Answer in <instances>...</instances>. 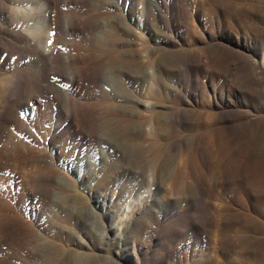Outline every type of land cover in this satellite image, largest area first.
<instances>
[{"label":"rangeland","instance_id":"obj_1","mask_svg":"<svg viewBox=\"0 0 264 264\" xmlns=\"http://www.w3.org/2000/svg\"><path fill=\"white\" fill-rule=\"evenodd\" d=\"M263 3L0 0V264H75L90 233L71 216L96 206L97 193L123 206L90 216L103 225H124L131 201L141 207L127 245H145L139 264H232L211 257L212 245H252L251 224L264 227V126L253 118L263 117L264 97L249 61L264 54ZM237 41L234 53L219 49ZM121 93L169 108L155 136L118 103ZM224 99L233 110L215 106ZM121 146L136 153V175L118 185ZM232 213L246 223L230 224Z\"/></svg>","mask_w":264,"mask_h":264},{"label":"bare ground","instance_id":"obj_2","mask_svg":"<svg viewBox=\"0 0 264 264\" xmlns=\"http://www.w3.org/2000/svg\"><path fill=\"white\" fill-rule=\"evenodd\" d=\"M149 1V0H148ZM264 1V0H263ZM166 2V1H165ZM110 4V3H109ZM112 4V3H111ZM110 4V6H111ZM164 4V3H163ZM264 4V3H263ZM142 5V4H141ZM108 6V5H107ZM152 6V5H151ZM157 6V5H156ZM258 7V6H257ZM112 8V7H111ZM126 8V7H125ZM159 8V7H158ZM138 9V8H137ZM150 10V9H149ZM158 11V10H157ZM168 11V10H167ZM142 12V10L140 11ZM153 12V11H152ZM155 12V11H154ZM158 13V12H157ZM261 13V12H260ZM112 14V13H111ZM127 20H132L133 19V14L129 11H127ZM150 14V13H149ZM167 14V13H166ZM107 15V14H106ZM116 15V14H115ZM121 15V14H120ZM140 15V14H139ZM154 15V14H153ZM161 15V14H160ZM263 15V14H262ZM123 16V15H122ZM121 17V16H120ZM141 17V16H140ZM139 17V18H140ZM144 17V15H143ZM156 17V16H154ZM123 19H125L123 17ZM137 19V18H136ZM147 19V18H146ZM167 19V18H166ZM113 20V19H112ZM121 20V19H120ZM140 20V19H139ZM143 20V19H142ZM145 20V19H144ZM109 21V20H108ZM155 21V20H153ZM126 22V21H125ZM140 22V21H139ZM264 22V21H263ZM102 23V22H101ZM127 23V22H126ZM147 23V22H146ZM149 23V22H148ZM104 24V23H103ZM165 24V23H164ZM122 25V23H121ZM112 26V25H110ZM116 26V25H114ZM127 25H125L124 27H126ZM130 26V25H128ZM131 27V26H130ZM151 27V26H150ZM159 27V26H158ZM166 27V26H165ZM140 28V27H139ZM134 29V28H133ZM151 32L153 30V28H150ZM2 30V29H1ZM34 30V29H33ZM135 30V29H134ZM144 31L149 32V30L143 28ZM6 31V30H5ZM2 31V32H5ZM112 31V30H111ZM132 31V30H131ZM137 31V30H136ZM157 31V30H156ZM128 32V30H127ZM8 33V32H7ZM131 33V32H130ZM135 33V31H134ZM138 33V32H137ZM155 33V32H154ZM35 34V33H34ZM138 34H141L140 32ZM134 35V34H133ZM144 35L141 36V39H143ZM159 39V38H158ZM168 39V38H166ZM140 41V40H139ZM143 41V40H142ZM147 41V40H144ZM233 47L229 48V47H223V48H219L220 50H222L223 52L226 51L228 53H234V51H236V48H241L243 47L241 41H237V42H233ZM249 44V43H248ZM157 46V45H156ZM158 47V46H157ZM262 47V46H261ZM154 50V49H152ZM153 53V52H152ZM239 53V52H238ZM244 54V53H243ZM253 54V53H252ZM227 56V55H226ZM240 56V55H239ZM146 57V56H145ZM234 57V56H233ZM248 57V55H247ZM237 58V57H236ZM147 59V58H146ZM156 60V58H154ZM235 58H233L234 60ZM251 58L250 65H251V73L250 74V82L254 83L256 85V88L259 87L260 92L262 93L263 97H264V54L260 57V58H255L253 59ZM126 60V59H125ZM158 60V59H157ZM245 60V59H244ZM247 60V59H246ZM151 61V60H150ZM128 62V61H127ZM134 62V61H132ZM146 62V61H145ZM144 61L141 63H145ZM215 62V61H214ZM159 63V61H158ZM196 63V62H195ZM153 64V62H152ZM155 64V63H154ZM176 64V63H175ZM192 64V63H190ZM137 65V64H136ZM147 65V64H146ZM159 65V64H158ZM198 65V64H197ZM194 65V66H197ZM144 66V65H143ZM142 66V67H143ZM149 66V63H148ZM178 66V65H177ZM199 66V65H198ZM152 67V66H151ZM164 67V66H163ZM149 68V67H148ZM153 68V67H152ZM145 69V68H144ZM151 69V68H150ZM160 69V68H159ZM149 70V69H148ZM147 72L150 71H154V70H149ZM231 70V68H230ZM158 72L160 70H157ZM156 71V72H157ZM113 72V71H112ZM118 72V71H117ZM121 72V71H120ZM119 72V73H120ZM156 72H153L154 74ZM244 73V72H243ZM248 73V71H247ZM151 73H149L150 75ZM151 74V78L153 79ZM233 74V73H232ZM140 75V74H139ZM147 75V74H146ZM181 75V74H180ZM97 76V75H96ZM125 76V75H124ZM230 76V75H229ZM140 77V76H137ZM146 77V76H145ZM249 77V76H248ZM150 78V79H151ZM180 78V77H179ZM122 79V78H121ZM151 79V81H152ZM245 79V78H244ZM128 80H130V76L128 77ZM146 80V79H145ZM122 81V80H121ZM134 81V80H133ZM163 81V80H162ZM249 81V80H248ZM89 82V81H88ZM123 82V81H122ZM125 82V81H124ZM123 82V83H124ZM132 82V81H131ZM153 82V81H152ZM103 83V82H102ZM145 83V82H144ZM142 82V84H144ZM149 83V82H148ZM164 83V81H163ZM176 83V82H175ZM121 84V83H120ZM141 84V82H140ZM153 84V83H152ZM151 84V86H152ZM244 84V82H243ZM79 85V84H78ZM125 85V84H124ZM159 85V84H158ZM170 85V84H169ZM128 86V85H127ZM130 86V85H129ZM166 86V85H165ZM245 86V84H244ZM81 87V86H80ZM93 87V86H92ZM126 87V86H125ZM156 87V86H154ZM172 87V86H171ZM252 87V86H251ZM153 88V87H152ZM169 88V87H168ZM142 89V88H141ZM182 89V88H181ZM113 90V89H111ZM129 90V89H128ZM149 90V88H148ZM154 90V88H153ZM168 90V89H167ZM166 88L163 85L162 88V94L165 96L166 95ZM186 90V89H185ZM247 90V89H246ZM258 90V88L256 89ZM110 91V90H109ZM117 91V90H116ZM140 91V90H139ZM143 91V90H142ZM171 91V90H170ZM119 92V91H118ZM172 92V91H171ZM176 92V91H175ZM130 93V92H129ZM155 93V92H154ZM122 94V93H121ZM158 94V93H157ZM178 94V93H177ZM123 95V94H122ZM156 95V94H155ZM257 95V94H256ZM111 96V95H110ZM128 96V95H127ZM126 95L124 96H120L119 94L116 95V99L118 101V103L124 107V108H131L132 110H134L133 112L138 113V115H140V119L142 118V121L145 123L146 127H144L143 131H144V135H146L147 137L149 136H155L157 130L154 128V126H158V124H160V122H162V118L158 115V113H161V110H167L169 109L168 107H166L165 105H155V101L153 102L154 104H152L151 102H143L140 99H135V98H130L127 97ZM132 96V95H131ZM137 97V96H135ZM239 97V96H238ZM250 97V96H249ZM138 98V97H137ZM230 98V97H229ZM241 98V97H240ZM143 99V97L141 98ZM158 99V98H157ZM162 99V98H161ZM243 99V98H242ZM258 99V98H257ZM261 99V98H260ZM169 100V99H168ZM215 100V99H214ZM228 100H221L219 102V104H216L215 102V106L217 107H224L230 110H233V103L231 101ZM259 100V99H258ZM170 101V100H169ZM157 103V102H156ZM162 103V102H161ZM164 104V103H163ZM169 105V103H168ZM89 108V107H88ZM236 108V107H235ZM261 108V107H260ZM90 109V108H89ZM130 109V110H131ZM122 110V109H121ZM253 110V109H252ZM125 111V109H124ZM254 111V110H253ZM86 112V111H85ZM131 112V111H130ZM145 112V114H144ZM238 112V111H237ZM156 114V115H153ZM258 113V112H257ZM256 113V114H257ZM125 114V113H123ZM148 114V115H147ZM150 114V116H149ZM212 114V113H211ZM247 114H250L249 112ZM136 115V117L138 116ZM147 115V118L144 119V116ZM222 115V114H221ZM246 115V113H245ZM254 115V114H253ZM78 116V115H77ZM86 116V115H85ZM126 116V115H125ZM124 116V117H125ZM178 116V114H177ZM223 116V115H222ZM1 117V116H0ZM129 117V116H128ZM207 117V116H206ZM138 118V117H137ZM136 118V119H137ZM166 118V117H164ZM253 118H258L260 119L259 123L263 124L264 126V115L262 116H255ZM5 119V117H4ZM87 119V118H86ZM126 119V117H125ZM177 119V118H176ZM207 119H210V116H208ZM224 120H226L225 117H223ZM252 119V117H251ZM3 120V119H2ZM138 120V119H137ZM164 120V119H163ZM206 120V119H205ZM136 121V120H135ZM141 121V120H140ZM168 121V118H167ZM166 121V122H167ZM208 121V120H207ZM257 121V120H256ZM75 122V121H74ZM133 122V121H132ZM137 122V121H136ZM164 122V121H163ZM170 122V121H169ZM174 122V121H173ZM181 122V121H180ZM127 123V122H126ZM171 123V122H170ZM178 123V122H177ZM78 124V123H77ZM162 124V123H161ZM166 124V123H165ZM168 124V123H167ZM17 125V124H16ZM128 125H130L128 123ZM126 125V126H128ZM170 125V124H169ZM168 125V126H169ZM256 125V124H255ZM39 126V125H38ZM166 126V125H165ZM174 126V124H173ZM129 127V126H128ZM127 127V128H128ZM167 127V126H166ZM258 127V126H257ZM18 128V127H17ZM138 128V127H136ZM124 129V128H123ZM166 129V128H165ZM20 130V129H19ZM125 130V129H124ZM127 130V129H126ZM156 130V131H155ZM238 130V129H237ZM127 132V131H126ZM124 132H122L123 134ZM136 132H134L135 134ZM133 134V133H132ZM141 134V133H139ZM158 134V133H157ZM166 134V132H165ZM121 135V134H120ZM128 135V134H127ZM138 135V133H137ZM143 135V136H144ZM119 136V135H118ZM129 136V135H128ZM140 136V135H139ZM145 136V137H146ZM163 136V134H162ZM161 136V137H162ZM166 136V135H164ZM224 136V135H223ZM63 137V136H62ZM146 137V138H147ZM157 137V136H156ZM209 137V141H211L212 143H216L218 140H216V138L212 135H208ZM133 138V137H132ZM57 139V138H56ZM125 140V138H123ZM145 139V138H144ZM149 139H152L151 137ZM162 139V138H161ZM123 140V141H124ZM132 140V139H131ZM130 140V141H131ZM121 141V140H120ZM122 141V142H123ZM129 141V142H130ZM133 141V140H132ZM122 142H120L122 144ZM149 142V141H148ZM153 142V141H152ZM67 143V142H66ZM124 143V142H123ZM141 143V142H140ZM156 143V142H155ZM160 143V142H159ZM162 143V142H161ZM160 143V145H161ZM118 144V143H117ZM131 144V143H130ZM147 144V143H144ZM150 144V143H149ZM114 147L115 144H112ZM111 145V146H112ZM124 145V144H123ZM153 145V144H152ZM157 145V144H156ZM225 150H227L228 148V143L225 142ZM128 146V145H127ZM163 146V145H162ZM122 147V146H121ZM132 147V146H131ZM153 147V146H152ZM128 148V147H127ZM125 146H123L121 148L118 158V165L116 167V169L118 170V178L116 177L113 181L115 183H117L119 185V183H121V181H130L132 180L135 175H136V170L134 168L135 166V162L137 161V157H136V153H133L132 151L128 150ZM134 149V148H133ZM137 149V148H136ZM158 149V148H157ZM132 150V149H131ZM154 150V148H153ZM159 150V149H158ZM134 151V150H133ZM156 151V150H154ZM158 152V151H157ZM139 154V153H137ZM142 154V153H141ZM162 154V152L160 153ZM167 154V153H166ZM235 154V153H234ZM156 155V154H154ZM140 156V154H139ZM138 156V157H139ZM162 156V155H161ZM228 157H231V154L228 153L227 154ZM157 159V158H156ZM141 160V157H140ZM139 160V161H140ZM165 160V158H164ZM157 159V163H158ZM163 162V161H162ZM165 162V161H164ZM155 163V162H154ZM156 163V164H157ZM150 165V164H149ZM163 165V164H162ZM166 165V163H165ZM164 165V166H165ZM157 168V165H154ZM153 166V167H154ZM136 167V166H135ZM166 167V166H165ZM240 169L238 170V173L241 175L243 174L241 172V167L242 164L239 165ZM147 168V167H146ZM160 168V167H159ZM154 169V168H153ZM138 170V169H137ZM156 170V169H155ZM154 170V172H155ZM153 172V171H152ZM103 173V172H102ZM150 174H152L149 171ZM155 174V173H154ZM153 175V177L155 178V176ZM147 176V173H146ZM149 176V175H148ZM147 176V177H148ZM152 177V178H153ZM161 177V175H160ZM104 179H108L109 176L105 175L103 177ZM152 178H147V182L151 181L150 179ZM159 178V177H158ZM110 179V178H109ZM154 180V179H153ZM111 182V180H110ZM155 182V180H154ZM126 184V183H125ZM152 184V183H151ZM150 184V185H151ZM102 185V184H101ZM113 185V184H112ZM123 185V184H122ZM149 185V187H150ZM113 187V186H112ZM162 184L160 185L159 189H162ZM167 187V186H166ZM165 187V188H166ZM242 188V187H241ZM115 189V188H114ZM142 189V188H141ZM147 189V188H146ZM151 189V188H150ZM111 190V189H110ZM244 190V189H243ZM117 191V190H116ZM147 191V190H146ZM149 191V190H148ZM164 191V190H163ZM114 193H116L115 191H113ZM133 192V191H132ZM165 192V191H164ZM101 193V192H100ZM150 194V192H148ZM245 193V192H244ZM124 194V193H123ZM137 194V193H136ZM148 194V196H149ZM115 195V194H114ZM242 194H240L241 196ZM244 195V194H243ZM242 195V196H243ZM106 194L104 193L102 194H98L97 193V205L94 207H91L90 209H86V208H81L79 210V213L76 216H71L76 220V226L81 229L82 231H87L90 233V236L88 237V240L86 243L81 244L80 250L81 252H78L79 254L76 255L75 259H73L70 263H75V264H139V260L136 257V252L137 251L140 255L146 253V247L145 245L141 244V243H134L132 242V251H129V249L127 248V245L130 242V237H131V233H132V229L133 226L135 225V223L144 218V213H142L141 207L138 204H133V202L131 201L130 203H127L125 205V215L123 217H126V221L123 223H119L117 225V227L111 226V222L107 225H103L102 223H100L101 221H97V220H92L90 218L91 215L97 216L99 217V219L101 218L99 214L101 213H112L113 215H115V213L118 210H122L123 206L121 207L119 204L113 203L111 200L107 203V199H106ZM130 196V195H129ZM164 196V195H163ZM132 197V196H131ZM150 197V196H149ZM238 197V196H237ZM140 197H138L137 199H139ZM166 198V197H165ZM247 199V198H246ZM246 199L243 197H240L241 202L244 205L246 204ZM148 200V199H147ZM123 201V200H122ZM134 201V200H133ZM144 201V200H143ZM238 201V200H237ZM136 202V201H135ZM158 202V201H157ZM163 202V201H162ZM139 203V200H138ZM241 203V204H242ZM148 204V202H147ZM144 206V205H143ZM147 206V205H146ZM164 206V205H163ZM247 207V206H246ZM164 209V208H163ZM148 214H154V211H152L151 209H147ZM146 211V212H147ZM228 211V210H227ZM120 212V211H119ZM118 212V213H119ZM156 212V211H155ZM248 213V212H247ZM155 215V214H154ZM231 215L229 217V222L230 224H238L239 223H246L245 218L240 217V216H236L234 215V213L229 214ZM160 216V215H159ZM151 218V217H150ZM149 219V218H148ZM147 220V219H146ZM157 220V219H156ZM159 222V221H158ZM250 223V222H249ZM248 223V224H249ZM150 226V225H149ZM232 226V225H231ZM251 226H254L255 229V233L252 234V245L251 246H242L240 247L239 250L238 246H237V242L234 240L233 237L226 239L225 241H217L214 245H212L211 247V254L216 259V261H220V258H226V257H231L232 258V264H260L264 262L263 258H260V254L262 253V248H261V243L264 241V227L261 226L259 224V222H253V224H251ZM218 227V226H217ZM233 227V226H232ZM220 229V228H219ZM155 230V229H154ZM153 232V231H152ZM135 233V232H134ZM152 235V234H151ZM71 240L73 239H78V237L75 235L70 236ZM251 237V236H250ZM137 238V237H136ZM241 238V237H240ZM244 238V237H243ZM246 240V238H244ZM243 239V240H244ZM134 240V239H133ZM140 240V239H139ZM248 240V239H247ZM251 243V242H250ZM130 247V246H129ZM150 247V246H149ZM150 249V248H149ZM109 252V254L111 255V257L106 256V253ZM169 253V252H168ZM168 255V254H167ZM170 256V255H169ZM208 256V255H207ZM158 258V257H157ZM156 258V259H157ZM219 258V259H218ZM148 259V258H147ZM149 260V259H148ZM212 261V260H211ZM214 261V260H213ZM169 261H167L168 263ZM215 262V261H214ZM222 262V261H220ZM231 263V262H230ZM156 264H166L164 259H160L158 260V263ZM214 264V263H213Z\"/></svg>","mask_w":264,"mask_h":264},{"label":"snow or ice","instance_id":"obj_3","mask_svg":"<svg viewBox=\"0 0 264 264\" xmlns=\"http://www.w3.org/2000/svg\"><path fill=\"white\" fill-rule=\"evenodd\" d=\"M49 43H51V41Z\"/></svg>","mask_w":264,"mask_h":264}]
</instances>
